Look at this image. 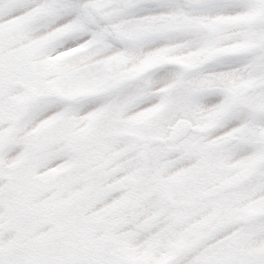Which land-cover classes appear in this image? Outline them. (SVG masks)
<instances>
[{"label": "snow or ice", "instance_id": "6c2138e0", "mask_svg": "<svg viewBox=\"0 0 264 264\" xmlns=\"http://www.w3.org/2000/svg\"><path fill=\"white\" fill-rule=\"evenodd\" d=\"M0 264H264V0H0Z\"/></svg>", "mask_w": 264, "mask_h": 264}]
</instances>
